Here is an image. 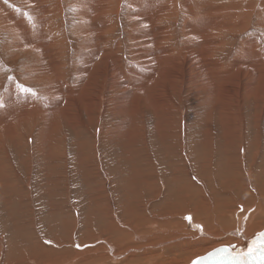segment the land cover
<instances>
[{
    "label": "rangeland",
    "instance_id": "rangeland-1",
    "mask_svg": "<svg viewBox=\"0 0 264 264\" xmlns=\"http://www.w3.org/2000/svg\"><path fill=\"white\" fill-rule=\"evenodd\" d=\"M39 5L20 47L10 14L43 29L0 0V110L28 104L0 120V264H192L263 231L264 0Z\"/></svg>",
    "mask_w": 264,
    "mask_h": 264
},
{
    "label": "bare ground",
    "instance_id": "bare-ground-1",
    "mask_svg": "<svg viewBox=\"0 0 264 264\" xmlns=\"http://www.w3.org/2000/svg\"><path fill=\"white\" fill-rule=\"evenodd\" d=\"M24 1V4H25V6L26 5H28V6H31V7H33L32 9L31 8H28L27 10L28 11H30L29 12V14H28V16H30L31 18H33V23L35 24V31H39L40 32V30H42V33H41V35L39 36V39H37L36 37H32L30 34H27V36L26 37H23L22 36V33H29V30H28V26H27V24L25 23V21L21 18V20L20 19H18L19 21H21V22H19L20 24H16V23H13V20H15V18H12V15L10 14V17L8 18V19H5L3 22H4V24L5 25H7V26H10V27H12L13 28V30L15 31L14 32V34H13V36H12V38L13 39H16L17 37V35L20 37V43L18 42V41H16V45H19L20 47H26V46H33V45H36L35 47H38V45H39V43H40V41H41V39H43L42 38V35H43V32H44V30H45V28L44 27H46L45 26V21H44V19L42 18V14L45 12V11H47V9L45 8V7H39L40 5V3H42V1L43 0H23ZM43 5V4H42ZM102 7V6H101ZM159 7H162L161 6V0H135V14L136 15H138L139 17H146V13L147 12H149V11H146V12H143L142 10H156L157 8H159ZM99 11V10H98ZM103 11V10H102ZM96 12H97V9H96ZM5 13V12H4ZM47 14V13H46ZM7 15V14H6ZM45 15V14H44ZM23 16H25L24 14H20V17H23ZM160 13H153V14H151L148 18H147V20H151V21H155V20H159L160 19ZM6 17V16H5ZM45 17V16H44ZM7 18V17H6ZM3 20V19H2ZM27 22V21H26ZM48 22V21H47ZM135 24H136V26L137 27H139V26H143V25H145V24H147V23H149L148 21H146L145 19H136L135 20V22H134ZM48 24V23H47ZM188 30V29H187ZM46 32V31H45ZM153 33H154V29H150V30H148L146 33H144L143 35H138L137 37H136V39H140L141 40V44H154V42L152 41V37H153ZM188 33L189 34H191L190 33V31L188 30ZM157 34H158V32H156L155 33V37H156V41H157ZM47 36V35H46ZM12 44V43H11ZM38 44V45H37ZM42 44H43V42H42ZM41 43H40V45H42ZM15 45V44H14ZM18 46V47H19ZM46 46V45H45ZM48 46V45H47ZM41 47V46H40ZM48 47H51L50 46V44H49V46ZM33 48V47H32ZM45 48V47H44ZM43 48V49H44ZM18 49V48H17ZM29 49V48H28ZM27 49V50H28ZM38 49V48H37ZM39 49H41V48H39ZM46 49H49V48H45V50ZM22 50V49H21ZM29 50H31V49H29ZM33 50V49H32ZM36 50V49H35ZM44 50V51H45ZM40 51H42V50H40ZM41 53V52H40ZM42 53H43V51H42ZM41 53V55H44V54H42ZM51 55V54H50ZM39 57H40V55H39ZM45 58H46V56H45ZM52 58V57H51ZM47 59H48V57H47ZM30 69V68H29ZM28 69V70H29ZM34 69V68H33ZM31 70H32V68H31ZM36 72V71H35ZM32 74V73H31ZM30 74V75H31ZM32 76V75H31ZM30 76V77H31ZM30 77H28V78H30ZM33 77H34V74H33ZM38 77H39V75H38ZM26 83V82H25ZM9 87V86H8ZM11 88V87H10ZM12 89V88H11ZM11 89H7V91H6V94H4V97H3V100H2V103H1V109L4 111V113H5V117H4V119H3V122L5 121H9V120H7V119H11V117L13 116V115H16V114H21V116H25L26 115V113H23L24 112V110H25V108L27 107V105L28 104H26L25 106H24V104L26 103L25 101H26V99L23 97V95H19V94H16V96H12L14 93L12 92V90ZM10 90V91H9ZM13 90H15V88L13 87ZM45 90V89H44ZM9 91V92H8ZM8 92V93H7ZM43 92H45V91H43ZM24 99H25V101H24ZM29 100H31L30 98H29ZM28 102V101H27ZM21 106L22 105V107L21 108H17L18 106ZM2 110H0V120L2 119ZM19 111V112H18ZM28 115V114H27ZM17 116V115H16ZM20 116V117H21ZM14 117V116H13ZM18 117V116H17ZM15 119V118H14ZM13 121H15V120H13ZM6 125H7V123H5ZM1 127V126H0ZM6 128V127H5ZM4 129V128H3ZM260 233H262V231L261 232H259V233H257V234H255V235H253V236H251V238L249 239V240H247V239H245L244 240V243L243 244H240L239 246L240 247H224V248H228V250L229 251H234V250H238V249H247L248 250V248L249 247H251V242L253 241V240H258V238H259V234ZM239 236V235H238ZM247 238V237H246ZM244 239V238H243ZM227 244H221V245H219V246H217V247H215V248H212V250L211 249H209V250H207L206 251V255L207 254H209V253H211L212 251H214L215 249H218V248H222L223 246H226ZM211 251V252H210ZM209 252V253H208ZM194 260V259H193Z\"/></svg>",
    "mask_w": 264,
    "mask_h": 264
},
{
    "label": "water",
    "instance_id": "water-1",
    "mask_svg": "<svg viewBox=\"0 0 264 264\" xmlns=\"http://www.w3.org/2000/svg\"><path fill=\"white\" fill-rule=\"evenodd\" d=\"M262 233H264V230ZM221 249L225 248L215 249L211 252L214 253L213 255H209V253L195 261H198V264H264V261L261 260L264 244L261 243L259 238L251 253H249L247 249H238L234 251H229L228 248L227 251H222Z\"/></svg>",
    "mask_w": 264,
    "mask_h": 264
},
{
    "label": "snow or ice",
    "instance_id": "snow-or-ice-1",
    "mask_svg": "<svg viewBox=\"0 0 264 264\" xmlns=\"http://www.w3.org/2000/svg\"><path fill=\"white\" fill-rule=\"evenodd\" d=\"M10 79H11V77H10ZM18 87H20L21 91H23V92H26V93L35 95V93L33 92V90L30 89V88H27V87H25L23 85H18ZM186 219L191 220V217H186ZM201 231H202V229H201ZM259 239H260L261 243L264 244V233H260L259 234ZM256 243H257L256 240H253L251 242L252 246L249 247V249H248V252L249 253H251L253 251V247L256 245ZM221 250L222 251H227V248L221 249ZM213 254L214 253H210L209 255H213ZM261 260L264 261V249H262ZM193 264H198V261H194Z\"/></svg>",
    "mask_w": 264,
    "mask_h": 264
}]
</instances>
